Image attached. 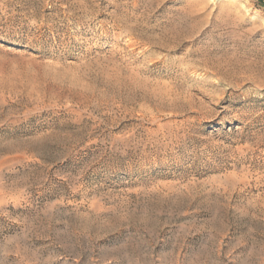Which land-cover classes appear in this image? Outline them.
<instances>
[{
    "label": "rangeland",
    "instance_id": "obj_1",
    "mask_svg": "<svg viewBox=\"0 0 264 264\" xmlns=\"http://www.w3.org/2000/svg\"><path fill=\"white\" fill-rule=\"evenodd\" d=\"M0 264H264V0H0Z\"/></svg>",
    "mask_w": 264,
    "mask_h": 264
}]
</instances>
